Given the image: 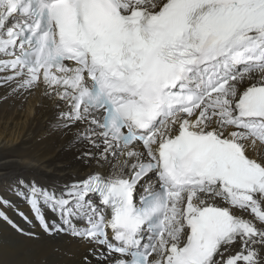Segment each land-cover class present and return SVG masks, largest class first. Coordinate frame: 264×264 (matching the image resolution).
Listing matches in <instances>:
<instances>
[{"label": "snow or ice", "instance_id": "1", "mask_svg": "<svg viewBox=\"0 0 264 264\" xmlns=\"http://www.w3.org/2000/svg\"><path fill=\"white\" fill-rule=\"evenodd\" d=\"M0 73L90 169L19 177L0 222L80 264H264V0H0Z\"/></svg>", "mask_w": 264, "mask_h": 264}, {"label": "bare ground", "instance_id": "2", "mask_svg": "<svg viewBox=\"0 0 264 264\" xmlns=\"http://www.w3.org/2000/svg\"><path fill=\"white\" fill-rule=\"evenodd\" d=\"M55 121V102L42 87L13 93L0 86V194L8 195L19 177L59 185L90 171ZM9 214L24 224L11 210ZM86 247L66 237L32 239L0 222V264H80Z\"/></svg>", "mask_w": 264, "mask_h": 264}, {"label": "rangeland", "instance_id": "3", "mask_svg": "<svg viewBox=\"0 0 264 264\" xmlns=\"http://www.w3.org/2000/svg\"><path fill=\"white\" fill-rule=\"evenodd\" d=\"M44 263V262H43Z\"/></svg>", "mask_w": 264, "mask_h": 264}]
</instances>
